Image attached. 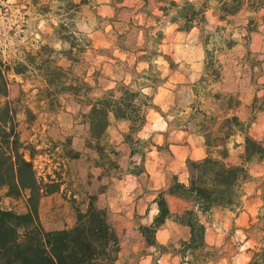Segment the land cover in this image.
Here are the masks:
<instances>
[{"label": "trees", "instance_id": "trees-1", "mask_svg": "<svg viewBox=\"0 0 264 264\" xmlns=\"http://www.w3.org/2000/svg\"><path fill=\"white\" fill-rule=\"evenodd\" d=\"M113 1L116 4L124 0ZM150 1L142 0L143 6L139 8V11L147 17L153 14ZM155 1L161 17H168L172 23H180L182 30L188 31L194 27L207 30V13L211 8V0ZM93 3L94 0H81L80 4ZM218 4L222 12L221 19H225V15H233L246 8L253 12L262 11L264 22V0H218ZM127 25L132 28V31L138 29L143 32L145 43L135 49L124 48L134 54L141 53L137 55L135 66L137 67L139 61H146L150 64L149 69L142 72L132 71L130 82L123 80L115 87L101 90L102 93L98 96L84 94L86 100L80 98V92L84 89L89 92L93 90V86L88 81L89 72H85L84 78L73 73L77 60L72 56V52L78 45L74 33H80V31L76 30L61 37L70 44V49L65 54L69 62L67 67L52 59L50 54L55 50L45 45H41L38 50L23 49L25 55L14 61L0 59V189L6 187L8 195L12 197H27V211L24 213L0 207V264L116 263L122 249L121 240L112 222L109 209L97 204V195L103 192L105 187L98 193L88 196V207L85 211H78L74 226L57 230L44 228L39 217L40 200L44 195L58 190V187L54 185V181L46 182L39 175L32 143L24 141L21 137L17 110L9 98L8 74L12 71L24 80H37L40 85L36 87L38 90L36 103H43V107L50 112L54 111L56 106H61L60 97L66 94L76 96L80 103L89 106V112L85 114L90 137L87 146L100 158L106 157L111 152L115 155L119 154L109 139L108 130L112 120L127 122L128 129L123 136L127 142H130V156L132 158L137 154L141 156V167L129 169L128 173L139 175L145 171V157L151 146L160 147L153 138L143 140L139 134L147 123L146 110L155 107L153 96L145 93L143 89L148 87L156 89L163 81L152 73L151 60L156 51H150L147 43L160 45L164 33L161 30L155 32L154 25H136L133 20ZM128 33L129 30H124L121 35L125 37ZM221 38L224 47L234 46L233 39H224L222 36ZM80 51L102 54V51L97 49L88 38H86L85 47ZM216 51L217 49H206L204 72L196 84L198 87L200 85L206 88L211 82L220 81L223 77L224 65ZM196 85V95H199ZM96 87L99 88L98 85ZM212 97L216 99L212 110L198 106L196 111H191L187 115V119L177 118L179 116L177 114L175 120V122L178 121V127L182 130L191 131L204 139L207 148L206 156L200 160L187 159L188 183L181 182L176 175H173L169 187L158 194L156 202L159 212L154 222L151 225L139 226L146 242L163 252L167 247L156 241L157 229L172 217L177 222L188 225L190 239L181 241L177 250L183 258L188 256L187 252H190L191 258L188 264H201L200 258L195 255L196 251L207 250L208 252L209 250L210 252L211 250L206 244L207 227L201 221L199 213L208 214L216 207L238 208L243 187L253 178L249 165L264 163V140L255 138L249 132L253 119L244 120L237 114V110L242 105L239 95L226 91L214 93ZM258 100L259 97L256 96L253 108L260 110L261 107L257 105ZM27 112H31L29 108ZM198 116L203 118L200 123H193L197 129L192 130V122H195ZM164 117L168 125L171 124L168 114ZM239 134L243 136V154L240 161L233 162L230 161L231 148L228 144L234 136ZM141 142L145 143L143 150L134 147V144ZM66 154V157L71 159H77L81 155L79 151L72 148L66 149ZM110 163L112 169H120L117 161ZM136 164L135 161L130 163L132 166ZM97 166L105 168L104 164ZM260 180L259 186L264 199V175L260 177ZM166 193L192 201L194 208L182 214L173 215L165 199ZM257 218L260 229L264 231V204ZM209 252L208 255L211 254ZM251 264H264V235L262 246L255 252Z\"/></svg>", "mask_w": 264, "mask_h": 264}, {"label": "rangeland", "instance_id": "rangeland-1", "mask_svg": "<svg viewBox=\"0 0 264 264\" xmlns=\"http://www.w3.org/2000/svg\"><path fill=\"white\" fill-rule=\"evenodd\" d=\"M80 3L81 0H0V59L14 61L25 55L23 49L38 50L41 45H45L55 50L50 57L60 65L67 67L69 62L65 54L70 49V44L61 37L76 30L80 31V33H74L78 45L72 52V56L77 60L73 73L84 78L85 72H89L88 81L93 86V90L89 92L84 89L80 92V98L86 100L87 94L98 96L102 93L101 90L115 87L119 82L131 79L132 71L142 72L149 69L148 62L142 61L136 67L132 54H129L132 58L128 61L122 53L110 45L115 41L129 49L141 47L145 43L143 32L138 29L132 31L127 24L133 20L136 25H154V31L161 30L164 38L160 45L152 42L147 44L150 51H156L151 60L152 73L163 81L156 89L146 88L149 89L147 93L153 96L155 107L146 110L147 123L139 137L141 138L143 134L147 136L146 139H149L158 133H166L173 143L185 142L188 134L180 131L182 129L178 127V121L175 122L177 114L179 115L177 118L182 117L185 120L187 115L191 111H196L198 106L212 110L216 103L212 95L217 92L230 91L238 94L242 101L237 114L244 120L253 119L249 128L250 134L257 139L264 140V22L262 11L253 12L245 8L233 15H225V19H221L222 12L219 9L218 0H211V8L207 13V30L194 27L186 31L180 28V23H172L168 17H161L159 11L147 17L139 11L141 4L136 5L137 0L126 1L134 9L122 8L117 12L114 10L111 16L108 10L103 9L100 13L93 4L82 5ZM159 17L160 20H158ZM124 30H129L125 37L121 35ZM221 36L224 39H233L234 46L224 47L221 43ZM86 38L102 49V54L80 51L85 47ZM56 44H60L61 47L57 49ZM207 48L217 49L215 53L219 55L224 69L220 81L211 82L203 88L196 84L204 72ZM8 76L10 79L9 98L17 110L21 137L24 141L32 143L39 175L46 182L53 183L50 180L54 181V185L58 187V192L53 197L57 198L61 205L58 206L55 214L46 215L48 223L52 226L45 221L42 224L48 230L51 227H62L70 223L74 226L78 211H85L88 207V196L98 193L112 177L120 176L122 172L129 169L141 167V156L137 154L132 159L129 156L123 157L122 145L112 140V137L113 134H118V131L122 133L123 143H125L123 147L127 151L125 154L129 155L131 145L123 136L127 130L122 132L121 127L116 125V121H112L108 130L109 139L119 154L115 155L111 152L106 157L100 158L93 149L87 146L90 137L85 114L89 112V106L80 103L76 96L66 94L60 97L61 106H56L54 111L50 112L43 107V103H36L38 99L36 87L40 85L37 80H24L12 71ZM97 85L99 88L96 87ZM195 85L199 90V95H196ZM256 96L259 97L257 105L261 107L260 110L253 108ZM28 108L30 113L27 112ZM167 114L169 120L172 121L168 126L164 122L166 120L164 116ZM198 117L195 122H192V130L197 129L193 123H200L203 118ZM157 139H161V136H157ZM242 142L241 134L234 136L231 140L230 161L241 160ZM169 145L170 143L162 138L160 147L151 146L150 149L159 150L162 158L168 162L171 158L168 152ZM134 147L143 150L145 143L134 144ZM71 148L80 152L79 158L66 157V149ZM111 161H117L119 165L120 161H125L128 162V166L126 170L121 166L119 170L112 169ZM132 161L137 164L130 165ZM98 164H104L105 168H97ZM258 171L264 173V164H259ZM100 172L106 176L104 181L97 179ZM255 180L259 185L261 184L260 177ZM74 193L78 194L76 198H73ZM44 206L47 208V204ZM0 207L24 213L27 208V197L9 196L7 188L4 187L0 189ZM46 214H49L48 208ZM129 240L133 238H128L126 242ZM208 252L207 250L195 252L201 264L216 256L214 250H210L209 255ZM187 255H190V252H187Z\"/></svg>", "mask_w": 264, "mask_h": 264}, {"label": "crops", "instance_id": "crops-1", "mask_svg": "<svg viewBox=\"0 0 264 264\" xmlns=\"http://www.w3.org/2000/svg\"><path fill=\"white\" fill-rule=\"evenodd\" d=\"M126 1L114 4L113 0H94L93 6L100 13L103 9L110 11L111 16L114 14V10L117 12L122 8L134 9ZM138 4H141L139 6L142 7V0H137L136 5ZM150 8L153 12L159 11L155 0L150 1ZM122 45L114 41L110 46L122 53L128 61H130L129 58H132L129 54H132L134 64H136L139 53L134 54L127 50L125 45L121 47ZM108 56L114 58V56ZM140 62L142 61L137 62V65ZM130 80L124 81L128 83ZM164 122L168 126L167 121ZM116 125L121 127L122 132L128 129V124L125 121L116 122ZM180 131L188 134L183 143H173L166 133H158L153 137V141L158 145L161 144L162 138L170 143L168 152L171 158L168 162L162 158V153L159 150L150 149L145 157V171L143 173L133 175L124 171L120 176L112 177L107 181L105 190L97 195V204L102 208L109 209L112 222L121 238L122 249L115 264H188L191 258L190 255L183 258L177 251L181 241L190 239L191 233L188 225L177 222L172 217L168 218L157 229L156 241L158 244L167 247L163 252L159 248L149 245L139 229L140 225H151L154 222L159 212L156 202L158 194L169 187L173 175H176L181 182L188 183L187 159L200 160L207 154V148L201 136L184 130ZM117 133H112V140L122 145L123 157L129 156L132 159L130 154L126 155L127 151L123 147L125 143H123L122 133L119 131ZM157 136H161V139H157ZM259 164L264 163H251L249 165L253 178L244 185L238 208L216 207L208 214L199 213L201 221L207 227L206 244L209 249L216 253L212 260L204 264H251L255 252L262 246L264 231L260 229L257 217L264 204V199L262 189L255 179L263 176L264 173L258 171ZM120 166L126 170L128 162L120 161ZM97 179L104 181L106 176L100 172ZM57 192L58 190L44 195L40 200V219L42 223L45 221L49 226L52 224L48 223L46 215L55 214L58 206L61 205L57 198L53 197ZM77 195L74 193L73 198H76ZM165 199L173 215L182 214L186 210L194 208L192 201L174 194L166 193ZM46 204L49 214H46L47 208L44 206ZM153 205L157 208L155 215H152ZM72 226V223L64 224L62 227H51L50 230ZM128 238H133V240L126 242Z\"/></svg>", "mask_w": 264, "mask_h": 264}, {"label": "clouds", "instance_id": "clouds-1", "mask_svg": "<svg viewBox=\"0 0 264 264\" xmlns=\"http://www.w3.org/2000/svg\"><path fill=\"white\" fill-rule=\"evenodd\" d=\"M55 47H56L57 49H59V48L61 47V45H60V44H56ZM64 47L66 48L67 45L65 44ZM143 91H144L145 93H147V92H149V89H143ZM141 138H142V139H146L147 136L142 134V135H141ZM228 147L231 148V143L228 144ZM156 212H157V208H156L155 205H153V206H152V215H155Z\"/></svg>", "mask_w": 264, "mask_h": 264}]
</instances>
